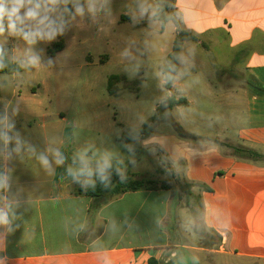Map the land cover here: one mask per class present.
Segmentation results:
<instances>
[{"label":"crops","instance_id":"obj_1","mask_svg":"<svg viewBox=\"0 0 264 264\" xmlns=\"http://www.w3.org/2000/svg\"><path fill=\"white\" fill-rule=\"evenodd\" d=\"M97 1L85 0L94 11L87 8L79 18L68 13L66 23L104 34L108 53L101 61L120 60L118 76L125 81L135 76L124 66L135 63L137 53L144 64L139 75H145L149 63L163 75L177 27L154 19L156 0L118 9L110 18ZM175 8L180 28L196 40L181 45L170 92L186 99L184 107L203 98L216 106L220 119L209 127L214 131H186L188 140L157 133L156 123L139 146L143 152L161 150L170 173L191 184L200 201L202 230L185 231L189 208L181 192L140 189L105 202L88 196L84 189L94 176V161L109 164L119 158L126 169L129 158L98 157L95 151L100 142L103 154L110 153L121 136L112 137V128L109 134L70 124L62 109L29 105L31 99L12 88L15 74H5L12 77L8 88L5 81L0 85V177L7 185L0 188V211L8 220L0 224V264H149L150 259L159 264H264V160L240 158L232 149L244 146L264 154V91L245 83L251 79L264 86V0H175ZM8 45L3 51L9 47V58L19 62ZM66 47L64 40L60 52ZM110 96L119 97V87ZM134 119V125L122 123L124 132L146 121L139 115ZM103 134L111 137L100 139ZM127 153H134L128 145ZM82 170L91 171V177L80 175Z\"/></svg>","mask_w":264,"mask_h":264},{"label":"rangeland","instance_id":"obj_2","mask_svg":"<svg viewBox=\"0 0 264 264\" xmlns=\"http://www.w3.org/2000/svg\"><path fill=\"white\" fill-rule=\"evenodd\" d=\"M96 3L97 6L102 8L101 13L107 15L106 18H110V14L118 9L148 5L146 0L143 2L98 0ZM76 4L82 5L85 11L88 8L85 0H71V3L67 5L68 11H64V6L60 5L56 7L55 12L49 14L50 19L56 21L58 27L63 28L62 34L57 35L55 40L37 39L35 43H29L20 34H11L7 30L0 34V51L11 44L16 59L23 66L32 65L31 70H24L14 75L15 86H12V88L21 93L27 100L31 99L29 105H40V107L47 110L62 109L66 111L70 124L91 125L108 131L109 128H112V137L121 136L127 127L123 124L134 125L136 123L134 117L137 115L145 117L147 120L156 112L155 108L173 93L165 88L164 77L155 70L153 64L149 63L144 76L138 74L144 64L137 53L138 57L135 59L137 61L124 66L131 73H135L134 78L130 81L122 80L117 84L119 97L110 96L108 93L109 77L120 74L122 67L120 60L113 59L109 63L101 61L102 55L108 53L104 34L94 31L92 28L91 30L80 29L69 22L66 23L65 15L68 13L73 12V15L77 18L82 16L75 13ZM34 24L35 22H31L28 26L33 27ZM127 31L130 33V30H125V32ZM60 36L66 41L67 47L64 52L51 57L47 53L48 48H52ZM134 39H138L136 34ZM8 46L10 47V45ZM135 51H139L136 46ZM34 56L38 57L36 64L30 63V59ZM11 77L10 75L0 74V85H3V81H5L7 82L6 88H8L7 85L11 84L8 78ZM142 77H145V79ZM135 79H140L141 85H136L134 83ZM245 83L247 87L258 92L264 91V86L251 79H248ZM32 92L38 93L37 96H32ZM196 100L197 104L194 106L176 108L174 111L172 110L171 114L167 113L166 106L162 103L160 120L156 124L158 125L157 133H161V135L174 133L183 140L191 139L189 134L181 132L182 136L173 126V122L166 120L168 116L179 123L184 131H214L209 127L220 119V114L215 111L216 106L206 105L203 98H196ZM108 133L110 134V131ZM111 136L103 134L99 138L109 140ZM98 146H100V142ZM98 146L95 148L98 149L95 150L98 157H111V153H114V155L119 154L129 158V161L126 162V169L122 171L124 177L143 180L148 186L149 184L150 186L169 185L176 193L181 192L185 198L184 189L182 188L185 183L182 182L180 177L170 173L169 165L161 150L152 148L142 151L140 154L133 153L129 155L127 145L121 141L116 143L110 153L104 152L107 154H103L104 150H100ZM183 201L186 205L185 200ZM194 201L193 199L190 200L191 207L189 212L186 213V219L190 224L187 225L185 231L189 233L202 230L200 205ZM181 231L184 230L181 228ZM210 239L214 240L213 237H210Z\"/></svg>","mask_w":264,"mask_h":264},{"label":"trees","instance_id":"obj_3","mask_svg":"<svg viewBox=\"0 0 264 264\" xmlns=\"http://www.w3.org/2000/svg\"><path fill=\"white\" fill-rule=\"evenodd\" d=\"M65 16L68 17V14H66ZM154 19L158 20L162 24V26H164L165 23L171 21L177 27V36L174 40L172 51L167 56L166 63L161 67V72L164 75V86L167 90L171 91L172 85L174 83V77L178 71L181 45L185 41L196 40V37L192 33L180 28V21L178 19L177 11L175 8V0H156ZM63 48L64 40L62 37H60L59 40L53 44L52 48L48 50V54L50 56H54L57 52L63 50ZM9 53V48L6 51H0V65H2L0 66V74H16L24 70L32 69L31 65L23 66L19 62L13 61L11 58H9ZM122 80H124V78L118 75H111L109 77L108 93L110 95H117V84ZM134 83L136 85H139L140 81L134 80ZM162 103L166 106L167 113L171 114V111L175 106L186 105L187 101L183 97L177 99L175 95H171ZM162 103L157 107L156 112L151 117H149L141 125V127L134 130L127 129L121 135L120 140L126 143L132 152L140 153L142 151L139 146V140L146 139L153 133L154 125L160 120V107ZM166 120L172 121L173 126L180 134L181 132L188 134L175 120L171 118V116H168ZM189 136L191 135L189 134ZM232 149L233 153L240 158L256 161L264 160V154H261L253 149H249L244 146H232ZM93 165L95 166L94 176L90 185L86 187L84 191L88 196L98 198L104 202L107 201L112 195H117L127 191H137L140 189H168L171 190V193L173 195L176 194V191L166 184H161L160 186H150L149 184L148 186L143 180L128 179L124 177L121 172L124 164L119 158L109 163L110 167L107 169L108 179L106 181H102L98 173V168L103 166V163L94 161ZM182 188L184 189L183 194L185 195V202L188 208L191 207V199L195 200L194 202L200 205L199 198L191 191V184L185 183ZM205 189L208 188L205 187ZM149 264L159 263L154 259H150Z\"/></svg>","mask_w":264,"mask_h":264},{"label":"clouds","instance_id":"obj_4","mask_svg":"<svg viewBox=\"0 0 264 264\" xmlns=\"http://www.w3.org/2000/svg\"><path fill=\"white\" fill-rule=\"evenodd\" d=\"M71 0H0V34L6 30L11 34H20L29 43H35L37 39L52 41L57 35L62 34L63 28L58 27L56 21L50 19L49 14L55 12L56 7L63 5L64 11H68L67 5ZM89 11L94 8L89 3ZM85 9L82 5H75V13L83 15ZM146 11V10H142ZM35 22L33 27L29 23ZM38 57H32L30 63L36 64ZM2 66V65H0ZM43 163L47 160L42 158ZM60 161H58L59 163ZM110 167L107 161L98 168V173L102 181L108 179L107 169ZM80 175L91 177V171H81ZM6 180L0 177V188H5ZM7 216L0 211V224H7Z\"/></svg>","mask_w":264,"mask_h":264}]
</instances>
